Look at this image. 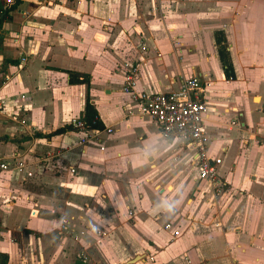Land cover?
Segmentation results:
<instances>
[{
    "label": "crops",
    "instance_id": "1",
    "mask_svg": "<svg viewBox=\"0 0 264 264\" xmlns=\"http://www.w3.org/2000/svg\"><path fill=\"white\" fill-rule=\"evenodd\" d=\"M0 18V156L24 162L0 171L6 264H264V0H20ZM136 59L140 88L208 83L220 193L198 178L193 146L164 136L121 91ZM87 98L97 139L47 136L83 117ZM165 200L179 202L174 214Z\"/></svg>",
    "mask_w": 264,
    "mask_h": 264
},
{
    "label": "built area",
    "instance_id": "2",
    "mask_svg": "<svg viewBox=\"0 0 264 264\" xmlns=\"http://www.w3.org/2000/svg\"><path fill=\"white\" fill-rule=\"evenodd\" d=\"M10 1L7 0V2ZM175 42L176 44L180 43L177 39ZM140 49L145 50L146 45L141 43ZM25 60V57L21 58L23 63ZM142 63L143 59H136L124 64L121 91L138 106V112L141 115L149 116L156 123L164 136H177L193 146L195 157L192 166L197 171L198 178L208 181L214 192L220 193L223 184L219 179L218 165L221 159L211 158L207 154L210 139L205 123L208 114L206 100L208 83L198 76L190 75L183 77L176 89L165 92L140 88L137 74ZM6 106V101L1 99L0 112H4ZM95 120H98L97 116H95ZM19 124L26 126L24 119H20ZM69 124L79 130L82 142L97 139L100 133L98 128L87 124L84 117H73ZM112 131V128H107L108 133ZM23 169L24 162L21 158L0 156V171L20 172ZM27 175L31 176L32 173L28 171ZM164 229H171L172 237H176L180 233L178 229H172L171 223H166ZM97 234L105 235V232L99 230Z\"/></svg>",
    "mask_w": 264,
    "mask_h": 264
},
{
    "label": "trees",
    "instance_id": "3",
    "mask_svg": "<svg viewBox=\"0 0 264 264\" xmlns=\"http://www.w3.org/2000/svg\"><path fill=\"white\" fill-rule=\"evenodd\" d=\"M20 0H11L8 3V7H1L0 6V15L4 16L8 9L14 8L15 5L19 2ZM10 5V6H9ZM2 18V17H1ZM1 18H0V23H1ZM215 43H216V48L219 54V59L221 61L224 75L227 79H232L234 77L233 74V66L230 58V54L228 51V45L226 42V38L224 36V33L222 31H216L215 32ZM70 73V78L69 81L70 83H79L80 81H87L85 77H79L73 72ZM95 116H97V112L94 109L93 105L90 103L89 99L87 98L85 102V108H84V119L86 120L87 124L92 125L95 128H102L101 122L98 120H95ZM98 117V116H97ZM73 129V127L69 124L68 126H62L59 128H56L52 132H50L47 136L55 135V134H60L65 132L66 130ZM0 264H6L4 258L0 255Z\"/></svg>",
    "mask_w": 264,
    "mask_h": 264
},
{
    "label": "clouds",
    "instance_id": "4",
    "mask_svg": "<svg viewBox=\"0 0 264 264\" xmlns=\"http://www.w3.org/2000/svg\"><path fill=\"white\" fill-rule=\"evenodd\" d=\"M164 206V210L169 214H174L176 211V208L178 207V201H168L165 200L162 202Z\"/></svg>",
    "mask_w": 264,
    "mask_h": 264
}]
</instances>
